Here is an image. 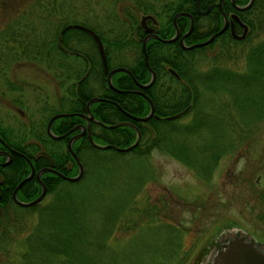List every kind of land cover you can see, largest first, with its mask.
<instances>
[{
	"label": "trees",
	"instance_id": "obj_1",
	"mask_svg": "<svg viewBox=\"0 0 264 264\" xmlns=\"http://www.w3.org/2000/svg\"><path fill=\"white\" fill-rule=\"evenodd\" d=\"M188 2L191 4L190 0ZM188 2L170 1L169 4H164V12H169V15L158 27L159 36L165 38L172 35L170 18ZM244 2L245 0H236V3ZM49 3L54 6L60 5L54 0H49ZM42 8L46 10L45 4ZM146 9L144 7V11H141L145 12ZM26 10L36 13L42 9L40 3L33 1L27 4ZM237 15L247 27L245 36L240 40L221 34L209 44L190 50L182 49L177 42L159 43L153 40L155 48L147 45V55L148 66L153 70L155 79L147 88L140 89L136 86V82L146 83L150 78V72L142 60L139 47L137 62L123 65L136 82L124 72L118 71L111 75V83L114 87L121 90L139 89L152 101L156 117L151 116L145 121L133 120L127 114L146 115L149 110L147 101L140 95L125 91L117 92L108 87L95 50L91 60L85 63L77 55L71 56L56 47L54 34L59 26L56 27L55 23L50 24L52 32L45 29L42 33L46 34L45 38L48 41L42 39L41 31L36 27V30L34 28L26 30V25L18 24L22 29L18 32V36L20 32L30 35L24 38L20 46L22 49L20 52L23 53L20 56L24 55L28 60L35 61V64H43L55 77L57 76V86L62 94L57 97L59 108L47 111L46 115H42L41 121L30 124L26 129V136L24 133L14 134L11 129L0 126V136L8 146L21 151L35 169L50 165L49 159L43 154L46 152L52 158L53 168L56 171L65 176L76 175L77 165L67 150L66 140L78 130L54 140L47 136L45 124L52 114L60 112H65L67 115L51 122L50 130L53 134H62L74 125L83 124L84 120L79 114L85 113L86 101L94 96L106 99L90 104L89 110L95 120L105 125L128 121L139 132V140L130 149L119 151L92 146L86 133L74 139L71 148L83 167L81 177L77 181H67L54 173L43 172L42 181L46 188L44 197L50 196L48 201L43 202V197L40 202L26 208L12 204L10 215H0V264H182L184 262L186 253L182 250L180 234L189 228H185L180 220H162L159 217L158 207H154L155 210L151 208L142 211L132 210L131 214L137 213L135 220L130 213L120 219L117 211L120 208L106 207L102 203L101 187L105 185L103 176L106 172L104 169L107 163L121 160L122 156L133 155L134 158L143 159L150 151L156 149L177 159L196 176L206 179L209 178L220 157L235 149L236 142L244 140L249 144L254 135L264 127V0H253L250 7L238 11ZM29 16L37 18L35 14ZM27 19L31 20L29 17ZM130 19L131 26L128 25L130 28L139 27L134 16H129ZM111 30H108L110 33L108 35L112 36H106L105 41L107 49L104 52L107 56L111 53V48H120L124 45L127 36ZM32 33L34 36H31ZM69 33L66 28L59 35L63 44ZM11 35L14 36L15 32L8 33V36ZM136 35L141 36L137 32ZM207 36L209 34L201 33L194 26L184 38V43L189 45L199 42ZM10 40L15 38L11 37ZM228 44L234 47L242 44L246 50L241 68L234 70L214 67L204 76H199L195 71L199 68L198 65H192L195 59L194 51H202L206 47L214 50L215 47L220 54L224 47L229 50ZM69 57L73 61L68 62ZM155 58L166 62H155ZM182 60L186 62H181ZM106 61L108 69L115 66L107 58ZM168 69H172L178 77L171 74ZM217 87L231 92L232 97L228 105L222 104L223 109L219 107L215 111L212 99L203 100L198 90L204 88L207 91H214ZM9 88L14 89L11 86ZM112 102L117 103L120 108ZM45 110L43 106L42 112ZM233 112L236 119L232 122L225 116ZM89 128L93 141L101 145L125 147L136 137L135 128L129 125L107 127L90 121ZM83 150H90L97 156L95 165H90L82 158ZM7 169L11 173L12 185L21 176H25L29 171V165L20 156L13 155ZM65 183L77 187L74 191H70L64 187ZM109 183L113 187L112 182ZM39 192L40 187L32 178L20 186L17 195L24 201H30L38 196ZM191 216L194 218V213H191ZM32 219L34 221L31 223ZM115 231H120L121 236L110 238ZM139 235H144L145 238L141 240ZM15 252L17 254L13 255Z\"/></svg>",
	"mask_w": 264,
	"mask_h": 264
},
{
	"label": "rangeland",
	"instance_id": "obj_2",
	"mask_svg": "<svg viewBox=\"0 0 264 264\" xmlns=\"http://www.w3.org/2000/svg\"><path fill=\"white\" fill-rule=\"evenodd\" d=\"M54 1L60 5L43 3L46 7L45 12H47L44 16L45 24L49 22L52 24L55 21L62 22L65 18L69 19L73 8L79 15L76 14L72 18L83 17L81 15L86 7L83 0ZM103 1L102 6L105 7L104 12L107 13L109 26L111 25L110 19L113 20L116 17L120 20L125 12L137 18L143 13L136 9L138 0ZM140 1L138 4L140 7L148 5L144 0ZM164 1L156 0L154 8L165 3ZM20 7L22 4L18 0L3 3L0 0V126L11 129L14 134L24 133L26 136V129L30 124L41 121L42 115H46L47 111L59 108L57 97L61 92L57 86V76L55 77L43 64H35V61L28 60L24 55L20 56L23 54L20 52L22 50L20 46H22L24 38H28L30 35L27 36L20 32L18 36V32L22 30L18 27L19 20H14L9 25L3 16L7 10H15ZM41 9L44 11L43 8ZM92 11L93 16H99L100 1H96L92 5ZM42 26L43 28H41ZM25 27L26 30H30V28L36 30L37 28L42 33L46 29V26L34 17ZM11 32H15V35L8 36V33ZM32 35L34 36V33ZM111 36L108 35V37ZM11 37L15 40H10ZM64 45L67 47L66 42L62 43V46ZM227 47L229 50L224 47L220 54L215 47L214 50L206 47L205 50L194 51L195 59L192 65H198L199 68L195 70L197 74L204 76L214 67L240 69L246 50L242 44H238L237 47L228 44ZM80 51L84 53V50ZM118 55L122 56L123 53L118 52ZM127 60L128 57L125 62ZM71 61L73 60L70 58L68 62ZM116 63L119 62L111 64L115 65ZM115 67L122 66L115 65L113 68ZM10 84L14 89L9 88ZM199 89L203 90H198L203 100L212 99L215 111L219 107L223 109V106L228 105V101L232 97L230 96L231 92L224 91L220 87L214 91ZM15 101H21L23 105L15 104ZM17 105L20 107L19 110L15 107ZM43 106L46 109L45 112H42ZM225 117L232 122L236 119L234 112ZM20 124H24V126L22 127ZM236 144L232 152L225 153L220 157L209 178L206 179L196 176L191 169L181 164L177 159L156 149L150 151L149 155L143 159L125 155L121 160H112L107 163V167L104 169L105 175L103 172L105 185L104 188L101 187L102 191L100 188V191L103 192L102 203L106 207L120 208L117 209L120 219L131 214L134 209L142 211L151 208V210H155L154 207H158L159 217L162 220H180L185 228H189L180 234L182 250H185L186 253L182 264H204L215 244L237 233L251 236L259 241L260 247L264 249V127L254 135L249 144L244 140L238 141ZM96 157L90 150L82 151V158L87 160L90 165L96 164ZM109 182H112L113 187ZM64 185L70 191H74L77 187L66 183ZM49 198L50 196H45L42 201L46 202ZM191 213H194V218ZM131 216L135 220L137 213H132ZM33 221L32 219L30 222ZM114 236L120 237L121 232L115 231L110 238ZM138 237L141 240L145 238L144 235ZM16 254V252L13 253V255Z\"/></svg>",
	"mask_w": 264,
	"mask_h": 264
},
{
	"label": "flooded vegetation",
	"instance_id": "obj_3",
	"mask_svg": "<svg viewBox=\"0 0 264 264\" xmlns=\"http://www.w3.org/2000/svg\"><path fill=\"white\" fill-rule=\"evenodd\" d=\"M9 1H11V0H2V3L3 2H9ZM19 1L22 4V7L18 8V9H15V10H7L6 12H4L3 16L7 20L9 25L11 24L12 21L18 20V19H19V22L21 24L27 25L28 22H29L27 17L32 18L29 15H33V14H35V16H37V18H39V19H37V21L41 22L42 25L46 23V21H44V16H45V14L47 12L42 11V10H40V12L37 11L36 13L28 12L26 10V8H27V4L28 3H32L33 1H36V2L40 3L41 8L43 7V3L44 2H49V1H44V0H18V2ZM83 1H84V5H86V7H85V10H84L83 14L81 15V16H83L82 18H79V19H76V18L74 19V17L72 18V16H76V14L79 15L78 13H76V9H74L72 7L73 8V11H72L73 13H70L69 19H67V20L63 19L62 22H59V21H55L54 22L56 24V27L59 26V28L57 29L56 33L54 34V40H55L56 47L59 48L60 50L66 51L71 56L77 55L79 58H81L82 61H85V63H88L91 60V56L93 54V51L95 50L97 52V55H98V58H99L100 62H102L101 59H100V56H99L97 43L94 40V38L86 30H84L86 28V29H89V30L93 31L97 35V37L99 38V41H100L101 47H102V51H103V54H104V62L105 63L107 62L106 61V58H107L108 60H110L111 63L112 62H119V63H116L115 65H119L120 64L119 66H122L124 68H126V67L123 66V65H128V64H132L134 62H137L136 56H137V52H138V47L140 48V51H141L142 57H143V51H142L141 43H142V39L145 36H147V39L145 40V43H144V51H145V55L147 57V63L149 62L148 55H147L148 54L147 53L148 52L147 45H149V46L152 45L153 48H155V45L153 43L154 41L155 42H159V43L160 42L161 43H170V42H164V41H162V39H168V38L172 37L174 35V33H175V30L178 31V35H177L176 39L171 41V42H177V44L181 47V45L179 43V38H180V36H182L187 31L190 19L192 21L191 30L195 26L201 33L209 34V36L217 33L218 30L224 25V29L220 33L215 34L213 39L210 42H212L214 40V38H216L217 36H219L221 34L225 35V36L229 35L230 37L235 39L232 36V32L235 33V34H240L241 31H242V26L239 24V22H237V20H236V18H234V16L236 15L237 18L239 19L238 15H237V12L245 10V9L237 10L236 6H243V5H245L248 2V0H245L244 3L240 4V3H236V0H198V7H196V4L194 3V0H190L191 4L188 2V0H170V1H175V2H178V3L181 2V1L188 2V3H187V5L184 6L183 9H180L177 12L172 14L170 20H171V24H172V27H173V32H172V35L170 37H165L164 38V37L159 36L157 34V31H158V27H159L160 23H162V21L166 20V17L169 15V12H164V4L165 3L169 4V2H170L169 0L168 1L165 0L164 1L165 3H161L160 5L156 6L157 8L156 7L154 8V2L156 0H144L145 2L148 3V5H143V7H140V5H138L141 2L140 0H138L139 3L137 4V8L136 9H139L140 11L143 10L144 7H146L147 9H146L145 12H143L142 14L139 15V18L134 16L136 18L137 24L139 26V27L135 26L134 28L133 27H131V28L129 27V26H131V19L129 20V16H131V15L128 14L127 12H125L123 14L122 19H120V20H118L116 17L113 20L110 19V22H111V25H110L111 27H110L109 23H108L109 19H108L107 13L104 12L105 7L102 6L103 3H104L103 0H83ZM96 1H100V14H99V16H93L92 15V13H93L92 5ZM113 1H117V0H113ZM158 1H160V0H158ZM239 1H243V0H239ZM112 4H113V2H112ZM185 9H187V10H185ZM179 12L186 13L189 16L182 15V14L177 15L175 17V19H174V24H175V26H174L173 25V17L175 16V14H177ZM142 16H150V18H146L144 20L145 27H142L141 24H140V19H141ZM116 21H118V22H116ZM239 21H240V19H239ZM4 22H5V20H4ZM114 22H116V23L114 24ZM50 24H51V22L45 24V26H46V30H50L49 32H52L51 29H50V28H52L50 26ZM117 24H120V25L117 26ZM112 26H115V28H112ZM184 27H185V29H184ZM41 28H43V27H41ZM66 28L68 29V32H70L68 34V36L66 37V39H64V40H66L67 47L62 46V44L59 43V40H60L59 39V35L61 33H63ZM108 30H111L112 32H115V33H120V34L123 33V34H125L127 36H126V38H125V40L123 42L124 45H122L120 48H118V47L117 48H111L110 49L111 53H109L108 56H107L106 52H104V51H105V49H107V44H106L105 41L107 40L106 36H108V33H109ZM191 30H190V32H191ZM79 32H82L83 34L81 35ZM136 32L141 34V36L136 35ZM40 34H41V37H42L43 40L48 41V39L45 38L46 34H42V32ZM188 34H186L183 37V43H184V38ZM151 35H157L159 37V39H157V38H155V37H153ZM209 36H207L202 41L206 40ZM236 40H240V39H236ZM199 42H201V41H199ZM195 43H197V42H195ZM209 43H207V44H209ZM25 44H26V42H25ZM207 44H205V45H207ZM193 48H197V47H193ZM193 48H191V49H193ZM78 50L79 51L80 50H84V53H81V51L79 53L76 52ZM149 50H152V48H149ZM186 50H190V49H186ZM118 52H120V53L122 52L123 55L122 56L118 55ZM126 57H128V60L125 62ZM155 59H156L155 62H166L164 60H159L157 58H155ZM142 60L144 62V57H143ZM120 62H123V63H120ZM174 62H177V61H174ZM181 62H186V61L182 60ZM72 63L76 64V62H72ZM101 65H102V63H101ZM106 65H107V63H106ZM107 69H108V67H107ZM168 71H169V69H168ZM102 72H103V67H102ZM119 72H122V71H119ZM103 74H104V79H105V73L103 72ZM176 77H178V76H176ZM131 78H132V80L134 82H136L135 79H133V77H131ZM140 84H144V83H140ZM10 86H11V84L9 85V87ZM136 86H137V84H136ZM11 87H13V86H11ZM140 89H142V88H140ZM135 90L141 91L139 89H132V88L128 89V90H121V91H125L127 93H133L131 91H135ZM121 91H117V92H121ZM134 94H136V93H134ZM137 95H139V94H137ZM18 97H20V96H18ZM16 99H18V98H16ZM17 103L20 104V106L23 105V103L21 101H19V102L15 101V104H17ZM113 103H115V102H112V104ZM18 106L19 105L15 106L17 110L20 109V107H18ZM118 108H120L119 105H118ZM18 112L20 113V111H18ZM60 113H65V112H60ZM127 116H128V114H127ZM123 122H128V121H123ZM85 124H86V122L84 120L83 124H77V125H85ZM77 125H74L73 127H75ZM20 126H24V124H20ZM72 128H70V129H72ZM76 129L78 131L75 132L74 134L80 132L79 128H76ZM76 129H74V130H76ZM88 129H89V132H90L89 123H88ZM69 130H67V131H69ZM74 130H72V131H74ZM72 131H70L69 133H71ZM86 131H87V129H85L84 133H86ZM69 133H67L65 136H67ZM74 134H72V135H74ZM55 135H60V134H55ZM72 135H70V136H72ZM66 142H67V140H66ZM66 147H67V145H66ZM13 155L20 156L29 165L28 161L30 162V160L27 157H25L24 154L21 151L13 149L10 146H8L7 143L4 141V139L0 136V215H5V214L10 215V212H11L10 209H11L12 204H14V205H16L18 207H21V208H26V207L18 205L16 202H14V200L12 198L13 191L15 190V198L18 201H20V202H28V201H24V200H22V199H20L18 197L17 190L20 188V186L24 182H26V181H28L30 179L32 180V178H34V180L37 182V184L39 185L40 190H41L40 182L43 184L42 173L43 172H49V171L41 172L39 174V176H38V179H37L36 176H35V173L39 169H42L44 167H40V168H36L35 169L33 167V165L31 164V162H30V165L32 166L33 171H34L33 175L28 180L23 181L17 187V184L24 177H26L29 174V172H30V166H29V171L27 173H25V176H23V177L21 176V178H19L18 181L15 184L11 185V178H10L11 173H10V170L7 169V166H8V164L10 162H12ZM5 161H7V162L4 163ZM50 166L51 165L46 166V167H50ZM51 168H53V165L51 166ZM56 172H58V171H56ZM51 173H53V172H51ZM58 173H60V172H58ZM63 176H65V175H63ZM16 180H14V181H16ZM45 193H46V188H45ZM255 241L260 246V242L257 241V240H255Z\"/></svg>",
	"mask_w": 264,
	"mask_h": 264
},
{
	"label": "water",
	"instance_id": "obj_4",
	"mask_svg": "<svg viewBox=\"0 0 264 264\" xmlns=\"http://www.w3.org/2000/svg\"><path fill=\"white\" fill-rule=\"evenodd\" d=\"M253 0H248V2L243 5V6H236V9L237 10H243V9H246L248 8L251 4H252ZM194 3L196 4V7H198V0H194ZM187 15L189 16L188 14L186 13H183V12H179L177 14H175V16L173 17V25L175 26L174 24V19L177 15ZM146 18H150V16H142L141 19H140V24L142 27H145V23H144V20ZM234 18H236L237 22H239V24L242 26V31L240 34H235L232 32V36L235 38V39H242L247 31V27L245 24L241 23L239 21V19L237 18V16L235 15ZM192 28V21L190 19V22H189V26H188V29L187 31L182 35L180 36L179 38V43L181 45V47L183 49H191L193 47H199V46H202V45H205L207 43H209L215 34H218L220 33L223 29H224V25L218 30L217 33L213 34V35H210L206 40L204 41H201V42H197V43H193V44H190V45H185L183 43V37L188 34L190 32ZM86 30L93 38L94 40L96 41L97 43V47H98V52H99V56H100V59H101V63H102V67H103V72L105 73V82L107 84L108 87H110L111 89L115 90V91H121L120 89L114 87L111 83V75L114 73V72H117V71H122V72H125L126 74H128L130 77H132L130 71L127 69V68H124V67H115V68H111V69H107V65L106 63L104 62V54H103V51H102V47H101V43L99 41V38L97 37V35L89 30V29H84ZM178 35V31L175 30V33L172 37L168 38V39H162V41L164 42H171L173 40L176 39ZM157 39H159V37L157 35H151ZM147 39V36H145L143 39H142V43H141V47H142V51H143V57H144V64L146 66V68L149 70L150 72V79L147 83H144V84H140V83H136L137 86L139 88H146L148 86L151 85V83L154 81V78H155V74L154 72L150 69V67L148 66V63H147V57L145 55V51H144V43H145V40ZM169 71L177 76L171 69H169ZM133 93H136V94H139L140 96H142L148 103L149 105V110H148V113L144 116H133V115H129L128 116L133 119V120H136V121H145L147 119H149L151 116H154L156 117V115H154V107H153V103L152 101L144 94L142 93L141 91H138V90H135V91H131ZM96 101H106V99H103V98H100V97H97V96H94V97H91L90 99H88L85 103V114H79L86 122L85 125H77L75 127H73L72 129H70L69 131L63 133V134H60V135H55L51 132L50 130V124L51 122L56 119V118H59V117H63L65 115H67V113H55V114H52L46 124H45V132L47 134V136L51 139H54V140H57V139H60L62 137H64L67 133H69L70 131L76 129V128H79L80 129V132L79 133H76L72 136H70L68 139H67V142H66V145H67V150L69 151V153L71 154V156L73 157L76 165H77V174L74 175V176H63L62 174L56 172L53 168H51V166L53 165V160L52 158L50 157V155L46 152H43V154L49 159V163H50V167H44L42 169H39L36 173H35V176L36 178L38 179V176L41 172L43 171H49V172H53L55 173L56 175L60 176V177H63L65 180L67 181H77L81 175H82V172H83V167L80 163V161L78 160V157L75 155V153L73 152V150L71 149V143L72 141L77 138L79 135H81L82 133H84L85 129H87L86 133H87V136H88V139H89V142L92 146L96 147V148H112V149H115V150H119V151H126L128 149H130L131 147H133L139 140V132L137 131V129L135 128V126L130 123V122H118V123H114V124H108V125H105L104 123L98 121V120H95L92 116V114L90 113V110H89V106L92 102H96ZM115 106L118 107V105L116 103H113ZM174 117V116H172ZM171 118V117H169ZM95 121L96 123H98L99 125H102V126H107V127H117L119 125H129L133 128H135L136 130V137H135V140L128 146H125V147H118V146H115V145H112V144H104V145H101V144H97L93 141L91 135H90V132H89V129H88V123L89 121ZM7 161H5L4 163H6ZM29 163V166H30V172L29 174L24 177L18 184H17V187L25 180H28L32 175H33V168L32 166L30 165V162L28 161ZM40 185H41V190L38 194V196H36L34 199L28 201V202H20L18 201L16 198H15V190L13 191L12 193V198L14 200V202H16L18 205L20 206H23V207H27V206H30L34 203H37L39 202L42 197L44 196L45 194V186L40 182ZM204 264H264V249H262L259 244L251 237H248L246 235H239L238 233L237 234H233L232 236H229L225 239H222L221 241H219L215 246L214 248L211 250V252L209 253L207 259L205 260Z\"/></svg>",
	"mask_w": 264,
	"mask_h": 264
}]
</instances>
